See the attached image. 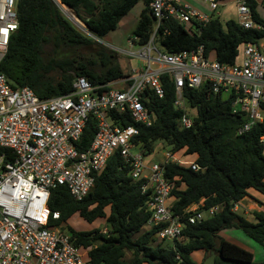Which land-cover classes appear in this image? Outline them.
Wrapping results in <instances>:
<instances>
[{"label": "trees", "instance_id": "1", "mask_svg": "<svg viewBox=\"0 0 264 264\" xmlns=\"http://www.w3.org/2000/svg\"><path fill=\"white\" fill-rule=\"evenodd\" d=\"M60 2L73 11L97 39L114 32L122 19L142 2L144 9L133 35L139 37V44L143 45L153 31L152 0ZM257 7L258 4L251 1L255 20L262 25L260 31L245 30L233 20L225 24L214 20L200 37H193L172 21L159 31V42L170 53L203 45L220 63L231 65L242 44L264 42V19L257 13ZM17 8L19 28L11 37L8 52L0 64V71L13 88L30 87L40 99L46 100L71 94L76 77H87L93 84H108L128 76L114 54L97 47L96 42L76 31L54 0H19ZM164 29H168V35H163ZM87 46L97 48L96 60L78 59L76 53ZM65 48H72L74 54L64 55ZM61 51L63 56L58 55ZM162 80L164 97L159 99L151 93L149 101L142 100L153 115V125L134 123L128 116L121 118V124L134 125L139 130L134 143L141 145L145 156L153 154L156 141L169 145L173 154L185 150L186 155L197 156L194 163L199 171L190 166L166 165L164 175L174 184L171 199L175 215L183 214L202 200V209L219 206L220 211L201 223L187 225L175 247L172 243L163 246V241L157 239L162 227L145 228L150 217L146 211L150 196L142 194L143 181L132 179L129 164L116 151L83 201H75L65 187L52 191L49 206L53 212L60 213V220L52 224L65 232L66 222L75 215L88 223L106 220V233L72 229L67 233L80 252H87L85 260L91 264H178V255L183 264H197L192 259L197 251H204L206 255L215 252L216 264H264L255 262L251 252L220 236L224 230H241L264 248V212L254 211L255 222H250L233 210L235 204L250 195V190L264 196V144L260 142L264 122L238 135L245 120L232 113L230 101L221 100L207 88H185L186 109L179 110L174 106L173 83L167 76ZM184 115L193 121L189 129L181 127ZM96 133L97 123L90 119L77 143L79 152L90 147ZM129 251L132 258L127 260Z\"/></svg>", "mask_w": 264, "mask_h": 264}, {"label": "built area", "instance_id": "2", "mask_svg": "<svg viewBox=\"0 0 264 264\" xmlns=\"http://www.w3.org/2000/svg\"><path fill=\"white\" fill-rule=\"evenodd\" d=\"M18 1L0 0V64L19 28ZM251 1L152 0L150 39L143 45L137 36L128 41L131 48L139 47L129 53L136 64L127 77L112 83L93 84L80 76L71 94L42 100L30 87L13 88L0 71V264H91L70 236L52 224L60 220V213L53 212L49 202L57 187L67 188L75 201H83L116 151L129 164L132 179L143 181L142 194L150 196L145 228L162 227L159 241L175 247L187 225L201 223L220 211L219 206L202 209V200L175 215L169 205L174 184L164 175L166 165L190 166L194 171H199L198 166L194 162L186 165V156L170 151L164 153V162L149 163L142 151L132 152L141 147L134 143L139 130L134 125L123 126L121 118L128 116L134 123L151 127L154 118L142 100L149 101L151 93L162 99V79L167 76L175 88L176 109H186L185 88H207L230 101L232 113L244 118L238 135L262 124L264 42L242 44L231 65L220 63L203 45L170 53L159 42V31L172 21L190 36L200 37L212 21H221V8L229 4L239 26L260 31L262 25L255 20ZM54 2L61 8L60 0ZM162 33L168 35V29ZM90 119H95L97 133L90 147L79 152L77 143ZM180 122L185 129L193 124L185 115ZM260 142L264 144V135ZM239 209V203L233 206L235 212ZM176 260L183 264L179 255Z\"/></svg>", "mask_w": 264, "mask_h": 264}, {"label": "rangeland", "instance_id": "3", "mask_svg": "<svg viewBox=\"0 0 264 264\" xmlns=\"http://www.w3.org/2000/svg\"><path fill=\"white\" fill-rule=\"evenodd\" d=\"M261 3V1H260ZM193 5L204 11V8L196 3H193ZM62 9V13L64 17L75 27L76 31L84 36L85 38L91 39L92 41L96 42V46L99 48L104 49L107 53L109 54H114L116 56V61L122 68L123 72L125 74H129L131 71V68L134 67L136 62L133 60V58L129 55V53H133L139 50L138 46H134V48L130 47L129 40L133 38V31L138 25V21L140 18V14L142 10L144 9V4L141 2L138 4L126 17L122 19L120 24L118 25V28L114 31L108 34L107 36L97 39L93 34L90 33L86 25H84L83 22H81L76 15L68 9L67 7L60 5ZM233 11H235L234 7L232 5L225 6L221 8V14H223V19L224 20H235L236 19V14L234 15ZM260 14L264 18V5L260 7ZM159 47V43H158ZM67 51L66 54L64 55H73L74 51L72 48H65ZM98 54L97 48H93L90 46L87 47H82L76 55H78V59L82 58L83 60H96ZM59 56H63V52L58 53ZM58 73H54V77L57 76ZM154 154L151 155V159L154 162H164V153L170 151L169 145L166 143H163L162 141H156L154 145ZM144 152L141 147L134 148L132 150L133 153H140ZM177 156H186L183 151L177 153ZM189 159L192 160V158L189 157ZM252 193L256 194L258 198L264 199L263 196L258 194L255 191H252ZM251 200L247 199L246 201H242L240 204V209L237 213L246 215V213L252 214V211H250V204ZM109 213V211H108ZM107 222L105 219H99L95 221L94 223H88L82 218L79 217V215H75L71 219H69L66 222V228L65 232L70 233L71 229L76 231V232H93L96 230L101 231L102 233L108 232L107 229ZM234 232H237L235 234V237L237 238L236 240H240L239 235H243V237H246V240L243 242L244 246L249 248V250H252L256 256V261L260 262L264 260V248L260 246L258 243L254 242L251 240L245 233H243L241 230H233ZM163 246L170 245V242H163ZM202 252L197 251L192 254V259L195 261L197 264H203L205 259L209 256L206 255L205 252L201 256ZM201 256L200 259H198ZM132 258V252H127L126 254V259L130 260Z\"/></svg>", "mask_w": 264, "mask_h": 264}, {"label": "crops", "instance_id": "4", "mask_svg": "<svg viewBox=\"0 0 264 264\" xmlns=\"http://www.w3.org/2000/svg\"><path fill=\"white\" fill-rule=\"evenodd\" d=\"M253 1H255V2L258 4V7H257V13L261 16L262 19H264L263 16L260 14V7L264 5V0H253ZM260 1H261V3H260ZM233 13H234V15H235V11H233ZM235 17H236V16H235ZM228 21H230V20H224V19H223V14H222L221 22H222L223 24H225V23L228 22ZM233 21L236 22V19L233 20ZM181 151L185 152V150H181ZM181 151H180V152H181ZM178 153H179V152H178ZM153 154H154V152H153ZM153 154H151V155H153ZM151 155L146 156L147 161H148L149 163H159V162H154V161L150 158ZM189 157L192 158V160L189 159ZM196 159H197V156H196V155H186V157H184L183 160H184L185 163H187L186 165H189L190 163H193ZM252 191H254V190H250V195H249L248 197H246L243 201H246L247 199H250V200L252 201L251 204H250V207H249V208H250V211H252V213H253L254 211L264 212V199H260V198H258V196H257L256 194L252 193ZM255 192H256V191H255ZM257 193H258V192H257ZM258 194H260V193H258ZM260 195H261V194H260ZM261 196H263V195H261ZM263 197H264V196H263ZM241 202H242V201H241ZM241 202H239V204H241ZM173 203H174V200L170 198V200H169V205H170V206H173ZM260 203H261L262 206H260ZM244 216L246 217V219H247L248 221H250V222H255V219H254L253 214L246 213V215L244 214ZM233 230H236V229H228V230H224V231H222V232L220 233V236H221L223 239H225V240H227V241H229V242H231V243H233V244H235V245H238L239 247H241V248H243V249H245V250L251 252V253L254 255V260H255V262H257V261H256V256H255L254 252H252V250H249V248H247V247L244 246V244H243V242L246 240V237H245V236L243 237L242 234L239 235V233H238V236H239L240 240H236L237 238L235 237V234H236L237 232H234ZM251 240H252V239H251ZM201 252H202V254H201V256H202V255L204 254V251H201ZM82 254L84 255L85 258H87V252H82ZM201 256H200L198 259H200ZM262 262H264V260H263V261H260V262H257V263H262Z\"/></svg>", "mask_w": 264, "mask_h": 264}, {"label": "water", "instance_id": "5", "mask_svg": "<svg viewBox=\"0 0 264 264\" xmlns=\"http://www.w3.org/2000/svg\"><path fill=\"white\" fill-rule=\"evenodd\" d=\"M216 258H217L216 253L215 252H211L209 254V256L205 259V261L203 262V264H216Z\"/></svg>", "mask_w": 264, "mask_h": 264}]
</instances>
